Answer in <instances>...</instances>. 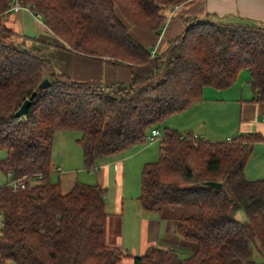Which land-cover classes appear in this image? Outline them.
Wrapping results in <instances>:
<instances>
[{"label": "trees", "instance_id": "obj_1", "mask_svg": "<svg viewBox=\"0 0 264 264\" xmlns=\"http://www.w3.org/2000/svg\"><path fill=\"white\" fill-rule=\"evenodd\" d=\"M12 1L0 0V171L33 183L0 186V264H120L125 254L106 243L105 189L76 181L64 191L51 180L55 133L80 132L91 170L99 158L146 142L152 128L201 100L204 87L229 88L242 70L264 103V24L187 17L151 56L130 28L159 37L166 10L187 0H19L64 49L130 72L127 82L97 84L58 72L6 26ZM44 78L49 85L39 89ZM33 92L26 113L15 116ZM261 141L260 133L212 141L164 126L159 158L142 166L138 200L147 212L179 208L175 232L195 248L183 256L153 247L132 264H253L252 245L264 257V178L244 173Z\"/></svg>", "mask_w": 264, "mask_h": 264}, {"label": "crops", "instance_id": "obj_2", "mask_svg": "<svg viewBox=\"0 0 264 264\" xmlns=\"http://www.w3.org/2000/svg\"><path fill=\"white\" fill-rule=\"evenodd\" d=\"M207 14H210L214 19L245 18L264 24V0H187L182 4L170 6L166 10V23L159 37L140 30L134 32L133 36L148 49L159 47L164 39H173L182 32L184 18L191 16L203 18ZM4 23L26 37L28 44L35 46L58 72L72 80L105 84L112 81L127 82L130 79V72L125 68L115 67L104 59H93L64 49L61 42L55 39L43 24L42 19H38L30 10L20 9L16 12H9L4 18ZM253 98L249 72L242 70L232 86L221 90L209 86L204 87L201 100L174 116L182 119L179 124L183 126L184 132H191L195 136H202L205 139L204 134H208L205 114L216 111L220 118L215 124L214 131L208 137L212 141H225L247 133H260L263 136V141L255 143L244 170L246 178H250L245 172L248 171L247 167L252 168L249 164L250 159H258L261 163L264 161V103H259ZM162 124L157 127L159 131ZM72 133V131H57L53 140L54 174L59 176L64 191H67L78 181L76 176L78 171L76 172V170L75 174H72L73 177H66V173L71 171L67 168L70 160L79 157V155L82 157L81 148L79 150L75 148L80 147L76 141L78 137H72ZM58 140L60 141L58 142ZM146 143L137 144L123 152L99 158L91 169L93 173H96L95 184L105 189V210L108 214L106 243L119 247L125 254L120 264H132L133 256L144 254L149 249L158 246L160 239L165 236L166 228L162 233L156 230L155 235L151 234L150 222H156L158 219L159 222L166 225L165 218L160 213L154 212L158 216H153L151 214L153 212H149L147 216L143 214L137 224L134 223V219L132 227L121 220L125 204L123 182L127 172L147 163L145 158L150 149L147 145L153 142ZM260 162L257 164L258 167L250 170V173L251 171L255 172L251 174L257 173L256 176H261L263 171L259 169ZM64 170L67 171L63 173ZM253 176L255 175H252L251 178H261ZM172 230L175 231V225Z\"/></svg>", "mask_w": 264, "mask_h": 264}, {"label": "rangeland", "instance_id": "obj_3", "mask_svg": "<svg viewBox=\"0 0 264 264\" xmlns=\"http://www.w3.org/2000/svg\"><path fill=\"white\" fill-rule=\"evenodd\" d=\"M136 31H137L136 29H133L132 27L130 28V32L132 35H134V32H136ZM165 41H166V39H164V42ZM205 117L207 118L206 119V121H207L206 126L208 128V134H204V137H205V140H209L208 137H210L209 135H211V133L214 131L215 124L219 120L220 117H219V114L216 113V111H211L210 114H205ZM180 121H182V119L180 117H177L174 115H171V116L167 117L166 119H164L163 124L161 123L162 126L160 127V131H159L160 137H162V128L164 126L175 129L181 134L184 133V130H182L183 126H181V124H179ZM227 121H229V120H227ZM217 128H219V126H217ZM72 132H73L72 133L73 135H71L72 137L74 136V138H77L80 136V132H78V131H72ZM199 138H203V137L200 136ZM59 141L60 140H58V142ZM145 143L146 142H144V144ZM149 144L147 145L148 148H150L149 154H147L148 156H146V158H145V161H147V163L155 162L159 158L160 141L156 140L153 143H149ZM75 146H78V145H75ZM75 148H77V150L80 149V147H75ZM4 156H5V151L0 150V157H4ZM55 157L56 156L54 155V159H55ZM250 160L251 161L249 164H251L252 168L258 167L257 164H258V162H260V161H258V159H256V160L250 159ZM52 161L54 164L53 156H52ZM260 165L261 166H259V169H261V171H263L261 176H256L257 173L251 174V173H255V172L251 171V173H250V170L252 168L249 169V167H247L248 171H245V172L247 174V177H250V178H247L248 180L257 179V178H251L252 175H255L253 177H261V178L264 177V174H263L264 173V161H263V163L260 162ZM142 166L140 168L137 167L135 170H131L129 173L127 172L125 180L123 182V191H124V195H125L124 203L125 204H124V211L122 213L121 220H124L125 224L130 226V227H132L134 223L137 224V222L139 221L138 219H141L143 214L146 216H147V214H149V212L144 211L141 208V206L139 204V200H138V196L140 193V175H141ZM67 168L71 169V171H68L66 173V177H70V176L73 177L72 174H75V170H76V172L78 171L76 173V176L78 177V182L85 183V184H95L96 183L95 182L96 173H93V170L85 169L84 164H83V158L81 157V155H79V157L77 156V158H75V159L72 158L70 160L69 166ZM66 171L67 170H64L63 173H65ZM11 179H12L11 175L9 176V174H6V173H3L0 171V186L5 185ZM58 179H59V176L57 174L53 173L51 176V180L57 181ZM151 214H153V216H158V214L154 213V212ZM178 214H179V208H177V207L165 208L160 213V215L165 218L166 225L159 222L157 219L156 222H150V229H151V234L155 235L156 230H157V232L160 231L162 233L163 229L166 228L165 236L162 239H160V242H159L158 246H156V247H159L162 249H175V250L179 251L180 255L184 256V255H187L189 252H192L195 248V245L191 242H188V241L182 239L181 237H179L176 234V232L174 230H172V227L175 225V222L172 218ZM236 218L241 219V220L244 219L245 218L244 213L242 211H239L236 214ZM134 219H135V222H134ZM163 226H165V227H163ZM251 247H252V251H253V257H252L253 261H254L253 264H264V257L259 252V250L253 245ZM5 264H14V263L12 261H8Z\"/></svg>", "mask_w": 264, "mask_h": 264}, {"label": "built area", "instance_id": "obj_4", "mask_svg": "<svg viewBox=\"0 0 264 264\" xmlns=\"http://www.w3.org/2000/svg\"><path fill=\"white\" fill-rule=\"evenodd\" d=\"M20 9H25V10H30L27 6H23L19 0H13L12 3L10 4V7L8 9V13L9 12H16ZM35 16L38 19H41V16L39 14L34 13ZM157 49V46L155 48H153V50L151 51V56L154 55L155 51ZM183 136H180V138ZM197 137V136H195ZM162 137H160V132L157 128H152L151 131L149 132V134L146 136V142H154L156 140H161ZM10 176V174H9ZM41 176L38 175L37 178H40ZM27 180V181H26ZM27 182L29 183H33L31 179H29L28 177H24V178H18V179H11L9 182H7L12 190H16L18 188H25L27 185ZM2 224V220L0 218V225ZM264 255V254H263Z\"/></svg>", "mask_w": 264, "mask_h": 264}, {"label": "water", "instance_id": "obj_5", "mask_svg": "<svg viewBox=\"0 0 264 264\" xmlns=\"http://www.w3.org/2000/svg\"><path fill=\"white\" fill-rule=\"evenodd\" d=\"M49 85V80L48 78H44L38 85L39 89H44L46 87H48ZM35 96V92L32 93L30 99H26L23 104L20 106V108L16 111L15 116L19 117V116H23L26 113L27 108L30 105L31 99ZM207 185L213 186L215 188H220L221 187V183L218 182H206Z\"/></svg>", "mask_w": 264, "mask_h": 264}]
</instances>
